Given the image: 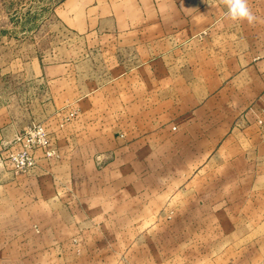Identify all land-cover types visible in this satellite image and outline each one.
I'll return each mask as SVG.
<instances>
[{"label": "rangeland", "instance_id": "rangeland-1", "mask_svg": "<svg viewBox=\"0 0 264 264\" xmlns=\"http://www.w3.org/2000/svg\"><path fill=\"white\" fill-rule=\"evenodd\" d=\"M61 1L0 0V264H240L233 237L264 176L247 160L130 156L118 94L104 103L119 51L63 24ZM37 59L61 76L36 79ZM24 150L35 164L17 171Z\"/></svg>", "mask_w": 264, "mask_h": 264}, {"label": "crops", "instance_id": "crops-1", "mask_svg": "<svg viewBox=\"0 0 264 264\" xmlns=\"http://www.w3.org/2000/svg\"><path fill=\"white\" fill-rule=\"evenodd\" d=\"M248 5L253 25L227 18L225 0H62L56 15L77 33L104 38L111 57L119 51L104 103L118 94L110 111L120 114L130 156L247 160L252 176H264L256 170L264 160V0ZM32 64L36 79L62 74L58 65ZM6 109L0 128L11 122ZM176 153L183 156H168ZM247 206L254 210L240 216L235 260L264 264V200Z\"/></svg>", "mask_w": 264, "mask_h": 264}, {"label": "clouds", "instance_id": "clouds-1", "mask_svg": "<svg viewBox=\"0 0 264 264\" xmlns=\"http://www.w3.org/2000/svg\"><path fill=\"white\" fill-rule=\"evenodd\" d=\"M227 6L226 17L233 21H247L253 25L257 21L256 15L248 5V0H225Z\"/></svg>", "mask_w": 264, "mask_h": 264}, {"label": "built area", "instance_id": "built-area-1", "mask_svg": "<svg viewBox=\"0 0 264 264\" xmlns=\"http://www.w3.org/2000/svg\"><path fill=\"white\" fill-rule=\"evenodd\" d=\"M40 131H42L41 141L43 143H46L47 139L45 138L44 131L42 130V128L38 130V132ZM15 161H16L15 165H16L17 171L28 170L32 168L35 164V158L28 150H24L22 153L15 156Z\"/></svg>", "mask_w": 264, "mask_h": 264}]
</instances>
